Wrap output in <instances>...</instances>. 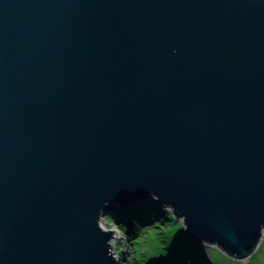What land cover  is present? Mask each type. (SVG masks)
I'll return each instance as SVG.
<instances>
[{"label":"water","instance_id":"obj_1","mask_svg":"<svg viewBox=\"0 0 264 264\" xmlns=\"http://www.w3.org/2000/svg\"><path fill=\"white\" fill-rule=\"evenodd\" d=\"M148 200L256 247L264 0H0V264H115L100 216Z\"/></svg>","mask_w":264,"mask_h":264},{"label":"trees","instance_id":"obj_2","mask_svg":"<svg viewBox=\"0 0 264 264\" xmlns=\"http://www.w3.org/2000/svg\"><path fill=\"white\" fill-rule=\"evenodd\" d=\"M114 213L120 218L125 217L126 221L122 225L124 232L129 234L130 238L128 245L133 244L132 250L134 256L130 254V249L127 251V256L132 259V264H191L192 261H199V254L204 259H208L207 256L202 255L201 248L195 244L185 233L177 227L176 223L172 224L171 213L165 211L163 206L154 200H148L139 206H127L122 210V213L118 210H114ZM154 219V225L146 228V234L152 233L147 237V241H150L149 245L144 247L145 251H141L140 247L144 244L141 234V221H151ZM167 218V220H162ZM162 221L165 230H154V226ZM175 225V226H174ZM168 229V232H166ZM154 235V236H152ZM149 238V239H148ZM133 239V240H130ZM187 259L190 261L185 263ZM129 263V262H128Z\"/></svg>","mask_w":264,"mask_h":264},{"label":"rangeland","instance_id":"obj_3","mask_svg":"<svg viewBox=\"0 0 264 264\" xmlns=\"http://www.w3.org/2000/svg\"><path fill=\"white\" fill-rule=\"evenodd\" d=\"M155 201V200H154ZM146 202V201H144ZM143 202V203H144ZM141 204L136 203V204H132L130 206H139ZM165 211H168L171 213V219H172V224L177 225V227L179 228V231L182 230V227L180 225L179 222L180 219H175V217L173 216V213L171 211V208L169 207H163ZM124 209V208H123ZM119 207L113 208L111 211L103 214L100 216L99 220H98V224L100 226V228L102 230H112V235L109 238V252L112 255V258L115 259V264H132L130 261H132V259L129 257V255L127 256V251L130 249V254L132 256H134V252L132 250V247H134L133 244L128 245V241H129V234H126V232H124L122 225L125 223L126 219L124 216H122L120 218V216L118 217L115 213L114 210H118V212L122 213V210ZM162 219V218H161ZM167 220V218H163L162 219ZM177 220V221H176ZM156 221V226H154V230H165V227L162 223V221H160V223H157ZM123 223V224H122ZM140 226H141V234H139V238L141 237L143 239V241L145 239H147V237H149L152 233L146 234V228L153 226L154 225V219L152 218L151 221H141L140 222ZM175 226V225H174ZM168 232V229L167 231ZM154 236V235H152ZM149 239V238H148ZM133 240V239H130ZM150 241L145 240L144 244L142 245V247H140L141 251H145L144 247L146 245H149ZM197 244V246L199 248H201V254L204 256H207L208 259H204L205 257L201 256L199 254V257L194 256L195 258H198L199 261L194 262L192 261L191 264H264V226L261 228V236L260 239L256 245V247L254 248V250L246 257L243 258H235V257H231L228 254H226L223 250H221V248L215 244H208V243H195ZM127 246L129 247V249L127 248ZM190 259H187V261H185V263L189 262ZM129 262V263H128Z\"/></svg>","mask_w":264,"mask_h":264},{"label":"clouds","instance_id":"obj_4","mask_svg":"<svg viewBox=\"0 0 264 264\" xmlns=\"http://www.w3.org/2000/svg\"><path fill=\"white\" fill-rule=\"evenodd\" d=\"M107 203V202H106Z\"/></svg>","mask_w":264,"mask_h":264}]
</instances>
